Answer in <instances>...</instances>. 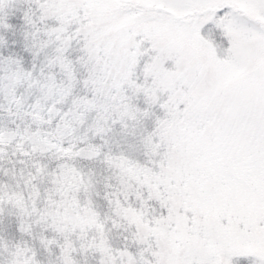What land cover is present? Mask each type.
<instances>
[{"label":"snow or ice","instance_id":"6c2138e0","mask_svg":"<svg viewBox=\"0 0 264 264\" xmlns=\"http://www.w3.org/2000/svg\"><path fill=\"white\" fill-rule=\"evenodd\" d=\"M0 264H264V0H0Z\"/></svg>","mask_w":264,"mask_h":264}]
</instances>
